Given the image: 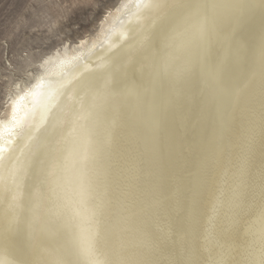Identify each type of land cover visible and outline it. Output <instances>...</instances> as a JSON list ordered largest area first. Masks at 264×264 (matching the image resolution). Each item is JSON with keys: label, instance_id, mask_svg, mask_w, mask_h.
<instances>
[{"label": "snow or ice", "instance_id": "obj_1", "mask_svg": "<svg viewBox=\"0 0 264 264\" xmlns=\"http://www.w3.org/2000/svg\"><path fill=\"white\" fill-rule=\"evenodd\" d=\"M137 7L148 23L74 69L24 159L0 144V264H199L180 242L221 167L232 183L216 189L205 239L222 247L212 229L225 203L230 233L258 202L248 264H264V0ZM245 9L260 13L251 35Z\"/></svg>", "mask_w": 264, "mask_h": 264}, {"label": "bare ground", "instance_id": "obj_2", "mask_svg": "<svg viewBox=\"0 0 264 264\" xmlns=\"http://www.w3.org/2000/svg\"><path fill=\"white\" fill-rule=\"evenodd\" d=\"M175 2V0H169ZM138 0H123L110 17L105 21L100 33L91 41L82 40L72 49L65 48L48 56L41 64L42 71L36 76L31 84L28 83L24 89H18L10 100L7 116L0 120V144L15 150V155L21 156L20 149L24 148L28 142L29 135H37V127L41 125V119L47 109L52 108L57 100V92L60 85L71 79L74 69L77 66L88 65L94 67L107 60L109 57L120 53L129 39L139 35V30L148 23L142 17L137 7ZM165 10L154 11L153 17L163 14ZM242 22L249 35L258 31L260 23V13L258 9H245L241 14ZM63 100V97L59 98ZM50 116L51 113H48ZM18 122L13 127V121ZM12 129L9 136L8 129ZM9 141L11 143L9 144ZM239 152V148L233 149L234 158ZM9 153L6 152L7 156ZM260 155L257 151L253 160V170L259 166ZM223 167L218 168L208 183L209 195L204 204L199 222L194 227V236L186 237L180 246L191 248L195 251L199 264H205L210 255L216 259L223 254L224 259L229 254H234V250L245 244H250L253 237L247 234L250 225L259 227L256 217L259 211V203L250 210L241 220L235 232L225 233L227 204L220 208L219 215L215 220V227L212 229L213 235L219 239L221 246L210 243L205 239L206 229L209 225L207 217L211 215V202L214 200L216 189L223 183L225 194L232 183L230 176L223 175ZM226 181V183H224ZM2 231V226H0Z\"/></svg>", "mask_w": 264, "mask_h": 264}, {"label": "rangeland", "instance_id": "obj_3", "mask_svg": "<svg viewBox=\"0 0 264 264\" xmlns=\"http://www.w3.org/2000/svg\"><path fill=\"white\" fill-rule=\"evenodd\" d=\"M122 1L0 0V120L48 56L91 42Z\"/></svg>", "mask_w": 264, "mask_h": 264}, {"label": "clouds", "instance_id": "obj_4", "mask_svg": "<svg viewBox=\"0 0 264 264\" xmlns=\"http://www.w3.org/2000/svg\"><path fill=\"white\" fill-rule=\"evenodd\" d=\"M254 247L257 251L259 250V241H256ZM251 250L250 244L240 246L238 249L234 250V254H229V256L224 259V264H248ZM213 260L214 258L210 255L209 260L206 261L205 264H211Z\"/></svg>", "mask_w": 264, "mask_h": 264}]
</instances>
